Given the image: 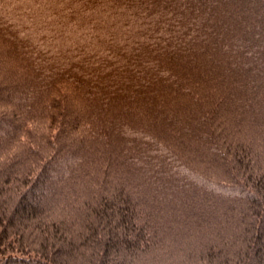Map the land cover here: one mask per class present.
Instances as JSON below:
<instances>
[{
    "label": "trees",
    "instance_id": "trees-1",
    "mask_svg": "<svg viewBox=\"0 0 264 264\" xmlns=\"http://www.w3.org/2000/svg\"><path fill=\"white\" fill-rule=\"evenodd\" d=\"M92 245L264 264V0H0V264Z\"/></svg>",
    "mask_w": 264,
    "mask_h": 264
},
{
    "label": "bare ground",
    "instance_id": "bare-ground-1",
    "mask_svg": "<svg viewBox=\"0 0 264 264\" xmlns=\"http://www.w3.org/2000/svg\"><path fill=\"white\" fill-rule=\"evenodd\" d=\"M172 242H173V244L171 246H173L175 248H177V244H180L179 246H181V244H183V247L186 246L184 248L185 251L183 250L184 251L183 253L187 254V253H192L193 252V254H198V252H199V249H198L199 248V244L197 242L193 241V240L186 239V240L183 241V243L175 242V240L174 241L172 240ZM89 248H90V251H91V254H89V256H88L89 263L90 264H95L97 259H96V257L94 255H92V252H94L96 250L99 251V249H97V246H94V245L90 246ZM79 257H80V254L79 253H75V254L72 255L71 258H69V262H72L73 264H84L82 262V260L78 259ZM97 264H98V262H97Z\"/></svg>",
    "mask_w": 264,
    "mask_h": 264
},
{
    "label": "rangeland",
    "instance_id": "rangeland-1",
    "mask_svg": "<svg viewBox=\"0 0 264 264\" xmlns=\"http://www.w3.org/2000/svg\"><path fill=\"white\" fill-rule=\"evenodd\" d=\"M37 190H38V189H37ZM38 191H39V192H38ZM38 191H37V193L39 194V193H40V190H38ZM7 202H8V204L10 205L11 200H8ZM28 203H30V200H29L26 204H28ZM3 253H11V254H13V255H15V254L17 255L18 252H17V253H14V252H12V251H10V252H9V251H6V252H3ZM18 254H19V253H18ZM27 255H28V254H27ZM2 258H3V257H2Z\"/></svg>",
    "mask_w": 264,
    "mask_h": 264
}]
</instances>
